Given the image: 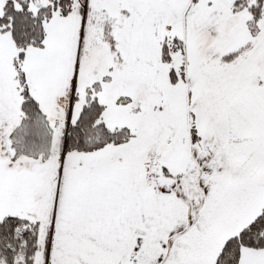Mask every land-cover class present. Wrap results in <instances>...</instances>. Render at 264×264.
Here are the masks:
<instances>
[{
    "label": "snow or ice",
    "instance_id": "obj_1",
    "mask_svg": "<svg viewBox=\"0 0 264 264\" xmlns=\"http://www.w3.org/2000/svg\"><path fill=\"white\" fill-rule=\"evenodd\" d=\"M0 264H264V0H0Z\"/></svg>",
    "mask_w": 264,
    "mask_h": 264
}]
</instances>
